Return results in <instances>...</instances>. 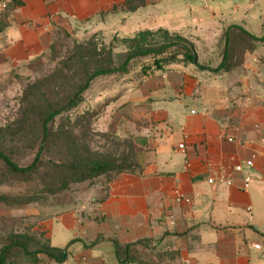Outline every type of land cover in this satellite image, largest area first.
Masks as SVG:
<instances>
[{"label":"crops","instance_id":"0c3cea01","mask_svg":"<svg viewBox=\"0 0 264 264\" xmlns=\"http://www.w3.org/2000/svg\"><path fill=\"white\" fill-rule=\"evenodd\" d=\"M122 11L142 26L197 29L220 61L180 55L132 77L116 104L139 143L138 168L118 174L99 202L27 222L19 235L32 250H68L64 263L45 264H264V44L243 47L232 71L209 70L231 27L264 36V0H0V68L42 57L59 29ZM8 242L0 238V253ZM5 264L33 263L16 250Z\"/></svg>","mask_w":264,"mask_h":264},{"label":"rangeland","instance_id":"374dc122","mask_svg":"<svg viewBox=\"0 0 264 264\" xmlns=\"http://www.w3.org/2000/svg\"><path fill=\"white\" fill-rule=\"evenodd\" d=\"M141 23L133 13L122 11L72 31L59 29L56 43L42 57L16 68H0V150L26 167L43 149L41 163L30 175L13 173L0 161V196L6 198L0 201V238L19 235L27 222L32 225L99 202L118 174L138 168L139 143L118 114L116 101L148 58L132 62V76L95 80L76 108H65L96 69L117 68L138 51L170 43L187 45L196 57L214 65L220 61L221 50L212 51L211 39L198 35L197 29L165 28L153 20ZM145 33L144 39L139 37ZM223 43L220 39L218 46ZM55 110L63 111L43 141L44 120ZM96 163L110 168L101 175L80 174ZM24 215L29 217L21 218Z\"/></svg>","mask_w":264,"mask_h":264},{"label":"trees","instance_id":"16d2710c","mask_svg":"<svg viewBox=\"0 0 264 264\" xmlns=\"http://www.w3.org/2000/svg\"><path fill=\"white\" fill-rule=\"evenodd\" d=\"M7 18L8 16L6 13L0 14V33L7 25ZM147 35H148L147 33L139 34V37L144 39ZM177 40L178 42H182V38L180 37ZM249 41L252 43L251 46H249ZM225 43L226 46L223 52L222 63L217 69H209L214 73L229 72L232 71L237 66H239V64L243 62V58H244L243 56L245 53L244 51L245 48L243 47H247L249 50H253L255 43L264 44V36L262 38H257L249 34L242 27L236 26V27H231L225 33ZM186 46L184 45L182 47V45L178 43H170L159 49L141 50L130 55L125 61V63H123L121 66L117 68L96 69L93 74L89 75L86 78L85 83L79 86L74 97L69 101V103L66 105L65 108H69V109L76 108L83 101V95L91 88V85L95 80L106 76L130 75L132 73L130 65L136 59L142 57L148 58L146 61H144L139 65V68H136L138 69V72L135 75L137 77H144L149 75L154 70L160 69L166 62L180 55H184L185 59L195 62L196 56L192 54V52H190V50H188ZM131 80L132 78L130 79V81ZM62 111L63 110H55L49 113V115L44 120L43 141L50 136L52 131L50 126L54 124L56 118L62 114ZM42 153H43V149L41 148L34 162L29 166L22 167L16 164L8 155H6L2 150H0V161H2L5 164V166L9 169V171L13 173H17L21 175H30L34 171H36L38 166L40 165ZM109 168L110 165L108 164L96 163L89 168H86L84 170L82 169L80 171V174L82 176L101 175V174H105L109 170ZM4 200H6V198L0 196V201H4ZM16 250H21L25 254V256L29 258L30 262H32L33 264H45L47 263V261L48 262L52 261L55 263H64L67 260L69 254L67 249L62 251V250L52 249L50 247H45L41 250H32L31 240L28 237L16 235V236H11L9 238L8 244L1 249L0 264H5L11 252L12 251L14 252ZM40 254L45 255L47 258L45 260L40 259L39 258Z\"/></svg>","mask_w":264,"mask_h":264},{"label":"built area","instance_id":"2783aa9c","mask_svg":"<svg viewBox=\"0 0 264 264\" xmlns=\"http://www.w3.org/2000/svg\"><path fill=\"white\" fill-rule=\"evenodd\" d=\"M4 7H5V6H4ZM180 148L183 149V146H180ZM246 166L249 167V168H251V167L253 166V163H252V162H247V163H246ZM243 169H244V165H238V166L235 168L236 172H242ZM252 180H253L252 177H247V178L245 179V181H246V188L248 187L249 183H250ZM209 182H210V183H214V180H210ZM178 201H180V199H178Z\"/></svg>","mask_w":264,"mask_h":264}]
</instances>
